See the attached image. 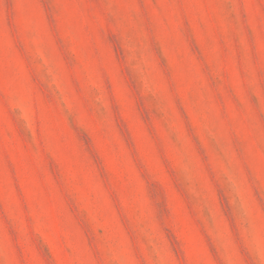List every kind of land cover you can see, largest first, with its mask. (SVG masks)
Segmentation results:
<instances>
[{"label": "rangeland", "instance_id": "1", "mask_svg": "<svg viewBox=\"0 0 264 264\" xmlns=\"http://www.w3.org/2000/svg\"><path fill=\"white\" fill-rule=\"evenodd\" d=\"M0 264H264V0H0Z\"/></svg>", "mask_w": 264, "mask_h": 264}]
</instances>
